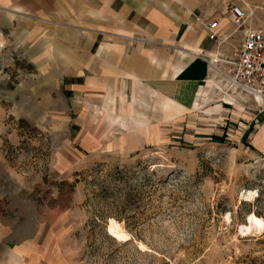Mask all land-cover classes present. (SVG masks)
I'll return each instance as SVG.
<instances>
[{"label": "rangeland", "instance_id": "obj_1", "mask_svg": "<svg viewBox=\"0 0 264 264\" xmlns=\"http://www.w3.org/2000/svg\"><path fill=\"white\" fill-rule=\"evenodd\" d=\"M38 20H0V264H263L264 227L239 228L264 222V156L241 127L264 112L229 89L232 51L210 66L196 129L129 153L108 94L64 93L59 26Z\"/></svg>", "mask_w": 264, "mask_h": 264}, {"label": "crops", "instance_id": "obj_2", "mask_svg": "<svg viewBox=\"0 0 264 264\" xmlns=\"http://www.w3.org/2000/svg\"><path fill=\"white\" fill-rule=\"evenodd\" d=\"M231 6L244 12L241 26ZM21 17L59 26L70 60L64 93L108 94L116 139L134 153L180 141L194 129L210 86L199 52L213 66L215 56L240 46L243 30L264 28V0H0L1 21ZM209 21L217 22L218 40L206 36ZM245 113L241 127L254 129L248 139L264 156V121Z\"/></svg>", "mask_w": 264, "mask_h": 264}, {"label": "built area", "instance_id": "obj_3", "mask_svg": "<svg viewBox=\"0 0 264 264\" xmlns=\"http://www.w3.org/2000/svg\"><path fill=\"white\" fill-rule=\"evenodd\" d=\"M229 12L236 25L241 26L245 22V14L241 8L231 6ZM242 35L240 46L232 49L231 54L226 57V62L231 66V71L227 74L228 87L236 94L250 97L259 111L264 112V28L246 29ZM206 36L209 40L219 39L216 21L207 23ZM198 56L210 67L212 57L208 58L201 52ZM215 59L220 60L218 55Z\"/></svg>", "mask_w": 264, "mask_h": 264}, {"label": "bare ground", "instance_id": "obj_4", "mask_svg": "<svg viewBox=\"0 0 264 264\" xmlns=\"http://www.w3.org/2000/svg\"><path fill=\"white\" fill-rule=\"evenodd\" d=\"M254 197H255V192L249 191V190L246 191L243 195V198L245 199V201L249 200V199H253ZM245 223H246L245 225H243L239 228V234L241 236H248V234L252 233L254 230L260 231L264 227L263 220L259 219L258 217H256L252 213L247 214V216L245 218ZM108 232L111 236H113L114 238H116L119 241L128 239L127 234H126V232H124L123 228H121V226H119L115 222H111L108 225Z\"/></svg>", "mask_w": 264, "mask_h": 264}, {"label": "trees", "instance_id": "obj_5", "mask_svg": "<svg viewBox=\"0 0 264 264\" xmlns=\"http://www.w3.org/2000/svg\"><path fill=\"white\" fill-rule=\"evenodd\" d=\"M263 264H264V262H263Z\"/></svg>", "mask_w": 264, "mask_h": 264}]
</instances>
